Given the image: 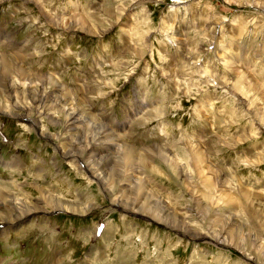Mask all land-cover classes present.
Masks as SVG:
<instances>
[{
	"label": "rangeland",
	"instance_id": "obj_1",
	"mask_svg": "<svg viewBox=\"0 0 264 264\" xmlns=\"http://www.w3.org/2000/svg\"><path fill=\"white\" fill-rule=\"evenodd\" d=\"M0 188V264H264V0H0Z\"/></svg>",
	"mask_w": 264,
	"mask_h": 264
},
{
	"label": "bare ground",
	"instance_id": "obj_2",
	"mask_svg": "<svg viewBox=\"0 0 264 264\" xmlns=\"http://www.w3.org/2000/svg\"><path fill=\"white\" fill-rule=\"evenodd\" d=\"M70 24V29H73L74 27L76 28L77 26H75V25H80V24H82L81 26L82 27H80L79 29H82V30H85V32H90L89 31V29H87V27L85 28V24H83L82 23V21H81V19L80 18H75V19H73V20H69L66 24ZM94 26V25H93ZM102 34V33H101ZM17 56V55H16ZM11 70V69H10ZM12 72V71H11ZM10 73V72H9ZM23 77V76H22ZM242 79V78H241ZM17 80V79H16ZM246 84V83H245ZM255 85V84H254ZM52 107V106H51ZM24 110V109H23ZM18 117L19 118H21V119H23V117H21V116H19L18 115ZM67 117H69V122H70V125H75L76 124V122H77V118L75 117V115H74V113H69L68 114V116ZM82 120V119H81ZM82 123V122H81ZM34 126H36V124L34 125ZM77 127V126H76ZM68 129H69V127H68ZM78 130V129H77ZM102 132V131H101ZM101 132H100V134H101ZM110 132V131H109ZM112 133V132H111ZM106 133L104 132V134L102 133L101 134V139H103V140H105V138H107L108 136H107V134L105 135ZM96 136V135H95ZM111 136V135H110ZM116 136V135H115ZM117 138H118V136H117ZM99 139V138H98ZM112 139V138H111ZM111 139H108V140H106L104 143H103V140H102V143L107 147V146H109L110 144H112V142H113V140L111 141ZM121 140V139H120ZM119 140V141H120ZM93 142H94V140H93ZM88 145H89V143H88ZM91 145H92V143H91ZM97 146V145H96ZM102 146V145H101ZM111 146V145H110ZM83 148V147H82ZM123 148V147H122ZM131 149V148H130ZM130 149H127L125 152H124V158H125V161H123V162H125L126 163V165L128 166V167H130V165L131 164H133V162L136 160V158H137V155H136V153H134V151H131ZM78 150V149H77ZM124 151V150H123ZM159 151V150H158ZM81 152V151H80ZM77 153V152H76ZM87 153V152H86ZM90 153V152H89ZM88 153V154H89ZM123 153V152H122ZM83 154V153H82ZM138 154V153H137ZM163 154V157H165V158H167V156L164 154V153H162ZM78 155V154H77ZM99 154L98 153H96V152H93L92 153V159L94 158V156L96 157V156H98ZM76 157V156H74V155H72V154H67L66 155V157ZM169 156V155H168ZM138 157H139V155H138ZM162 157V156H161ZM170 158V157H169ZM91 159V160H92ZM96 160H94L93 161V163L92 164H94L95 165V168L94 167H92L91 169H93L92 171H93V173L95 174V177L97 178V179H99L103 184H107L108 182H107V180H106V177L105 176H108L106 173H104V171H102L103 170V168H101V169H99V166L101 165V162H103L102 161V159L101 158H99V160H97V158H95ZM113 159H114V157H113ZM105 160V159H104ZM107 160H109V159H107ZM140 160L142 161V162H144L143 160H142V158H140ZM120 161V160H119ZM112 162V161H111ZM114 162V161H113ZM121 162V161H120ZM139 162V161H138ZM172 162V161H171ZM171 162H169V163H171ZM106 163V162H105ZM91 164V163H90ZM119 164V163H118ZM121 164V163H120ZM105 165V164H104ZM124 165V164H123ZM103 166V165H102ZM106 166V165H105ZM91 167V166H90ZM101 167V166H100ZM104 167V166H103ZM112 167V166H111ZM110 167V168H111ZM110 168H109V170H110ZM126 168V167H125ZM114 170H115V168H113ZM104 170H105V168H104ZM112 172V171H111ZM148 172V171H147ZM126 174V173H125ZM113 175V174H112ZM116 176V175H115ZM118 176H120V175H118ZM113 177V176H112ZM116 178V177H115ZM207 182V181H206ZM143 189H141V188H139V190H138V195H136V196H144V194L145 193H147L149 196H153V195H150L149 194V191L147 192L146 190H145V187H142ZM1 189V188H0ZM42 189V188H41ZM124 189V188H123ZM122 190V189H121ZM2 191V190H1ZM46 191V190H45ZM43 189L41 190V192L40 193H42V192H45ZM48 192V191H47ZM128 193V192H127ZM126 193V194H127ZM3 194V193H2ZM43 194V196H42V199L46 202V204L47 205H49L51 208H52V210H62V211H67V212H69V211H71V212H79V208H78V206L76 205V206H74V205H71V204H69V203H65V202H63L62 200H60V199H57V198H54V197H52L51 196V194L50 195H46V193H42ZM146 194V196H148ZM152 194V193H151ZM146 196H144V197H146ZM143 198V197H142ZM152 198V197H151ZM5 199V198H4ZM125 199V198H124ZM143 199H145V198H143ZM135 200V199H134ZM10 201L11 200H7V202H9L7 205L8 206H11V204H10ZM136 201H138L137 200V198H136V200H135V202H131V204H130V206H134L135 205V207H137L136 209V211L137 212H141V211H143V212H147L148 214H150V212L151 211H149L150 210V205H149V203H148V200L147 199H145L144 201L145 202H137L136 203ZM18 202V201H17ZM13 203H15V202H13ZM136 203V204H135ZM157 203V202H156ZM162 203V202H161ZM1 204V203H0ZM2 204H4V203H2ZM6 204V203H5ZM18 205V204H17ZM124 205L125 206H127L128 205V202H124ZM123 206V205H122ZM12 207V206H11ZM17 207V206H16ZM37 207H39V208H41L42 209V211H43V207H41L40 206V202L37 204ZM128 207H129V205H128ZM154 207V206H153ZM9 208V207H8ZM15 208V207H14ZM126 208V207H125ZM145 208H148V210L147 209H145ZM152 208V207H151ZM162 208V207H161ZM127 209H129V208H127ZM157 209V208H156ZM17 211H19L20 213H18V215L16 216V215H14L15 217V219L13 220L12 218H9V217H6V216H4V215H1L0 214V224H6V223H8L9 221H12V223L11 224H13V223H17V222H20L21 220H23V219H28V217H31V216H33V215H35V214H37V210L38 209H36V208H26V203H21L20 204V206L19 207H17V209H16ZM87 210H88V208H87ZM130 210V209H129ZM131 211V210H130ZM133 211H134V209H133ZM132 211V212H133ZM135 211V212H136ZM155 212V211H154ZM160 213H154V217L155 218H157V219H159L160 220V222H163V223H165V225H167L168 227H175V228H180V227H184V225H183V221L181 220V219H179L178 218V216L175 214V213H173V212H170L168 209H166V207H164L163 209H162V211H159ZM162 212V213H161ZM23 214H25L26 216L24 217V216H22ZM145 214V213H144ZM162 214V215H161ZM26 221H28V220H25V222ZM24 222V221H23ZM22 225V224H21ZM21 225H18V228H20V226ZM13 226H15L14 224H13ZM16 226H17V224H16ZM15 226V227H16ZM186 228V227H185ZM198 239V238H197Z\"/></svg>",
	"mask_w": 264,
	"mask_h": 264
}]
</instances>
